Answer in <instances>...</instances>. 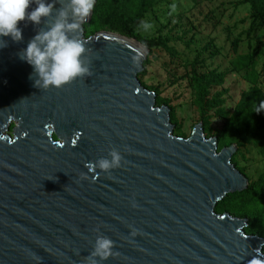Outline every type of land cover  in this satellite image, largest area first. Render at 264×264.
Segmentation results:
<instances>
[{"label": "water", "instance_id": "obj_1", "mask_svg": "<svg viewBox=\"0 0 264 264\" xmlns=\"http://www.w3.org/2000/svg\"><path fill=\"white\" fill-rule=\"evenodd\" d=\"M45 2L52 13L20 21L22 40L0 48V264H91L97 235L114 241L98 264H264V238L244 233L247 219L215 212L248 185L230 162L236 145L218 151L201 124L173 133L169 108L138 81L144 45L109 31L85 37L91 10L69 34L84 42L90 75L34 86L18 53L60 9L71 20L68 0ZM112 149L120 167H89Z\"/></svg>", "mask_w": 264, "mask_h": 264}, {"label": "rangeland", "instance_id": "obj_2", "mask_svg": "<svg viewBox=\"0 0 264 264\" xmlns=\"http://www.w3.org/2000/svg\"><path fill=\"white\" fill-rule=\"evenodd\" d=\"M252 21L250 5L240 0H155L145 16L134 22V30L142 37L167 38L174 49L172 54L161 48L147 53L138 81L142 87L151 89L155 97L169 101L167 105H157L167 106L169 116L174 110L186 138L198 124L206 137H214L225 121L214 109L210 110V135L205 134L189 80L193 65L200 72L214 69L223 74V84L212 91L222 92V108L228 114L241 93L251 86L238 66L239 56L256 54L258 86L264 91V24ZM236 40L238 45L234 49ZM237 159L247 181L264 173V154L258 147L246 145ZM260 252L264 255V244Z\"/></svg>", "mask_w": 264, "mask_h": 264}, {"label": "trees", "instance_id": "obj_3", "mask_svg": "<svg viewBox=\"0 0 264 264\" xmlns=\"http://www.w3.org/2000/svg\"><path fill=\"white\" fill-rule=\"evenodd\" d=\"M240 1L250 5L253 13L252 23L259 21L264 24V0ZM154 2L155 0H95L90 21L84 25L85 37L98 31H109L136 39L148 49V54L153 48H161L169 54L174 53L167 38H144L133 28L134 22L143 18ZM237 45L236 40L234 49ZM256 64L257 56L254 52L238 57V66L251 86L241 93L237 104L229 114L222 108V92L212 91L214 87L221 86L224 82L221 72L214 69L200 72L193 65L189 79L194 91V104L205 134L210 135L208 114L210 110L214 109L225 119L222 127L215 133L217 150L235 144L237 152L231 156L230 162L240 173H243V170L238 164L237 154L242 148L252 144L264 154V91L258 86L259 75L255 68ZM155 102L158 105L169 103L167 99H159V96L156 97ZM170 123L174 125L175 135L185 137L180 124L176 121L173 109L170 112ZM215 212L246 218L244 233L264 238V173L257 179L248 181L246 188L227 194L217 202Z\"/></svg>", "mask_w": 264, "mask_h": 264}, {"label": "clouds", "instance_id": "obj_4", "mask_svg": "<svg viewBox=\"0 0 264 264\" xmlns=\"http://www.w3.org/2000/svg\"><path fill=\"white\" fill-rule=\"evenodd\" d=\"M69 12L60 9L55 21L45 30L37 32L27 45L18 53L19 59L32 67L35 76L34 86L39 89L50 87L60 88L78 77L90 75V69L85 62V44L70 33L81 30V25L88 19L94 7L95 0H68ZM33 0H0V48L5 47L4 37L13 42L22 40V29L18 27L20 21L32 22L39 25L42 18H47L53 11V3L39 0L36 6H29ZM148 27V25H145ZM109 158H98L89 167L108 172L121 166L120 153L112 149ZM114 241L104 235H97L93 245L91 264H98V260H105L112 254ZM34 260H39L33 255Z\"/></svg>", "mask_w": 264, "mask_h": 264}, {"label": "flooded vegetation", "instance_id": "obj_5", "mask_svg": "<svg viewBox=\"0 0 264 264\" xmlns=\"http://www.w3.org/2000/svg\"><path fill=\"white\" fill-rule=\"evenodd\" d=\"M11 130H12V127L9 129V132L8 133H11Z\"/></svg>", "mask_w": 264, "mask_h": 264}]
</instances>
